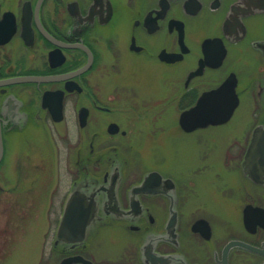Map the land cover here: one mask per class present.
Returning a JSON list of instances; mask_svg holds the SVG:
<instances>
[{
	"label": "flooded vegetation",
	"instance_id": "flooded-vegetation-1",
	"mask_svg": "<svg viewBox=\"0 0 264 264\" xmlns=\"http://www.w3.org/2000/svg\"><path fill=\"white\" fill-rule=\"evenodd\" d=\"M6 13L14 33L0 45V173L12 137L14 146L28 147L23 157L32 172L25 180L58 196L62 177L53 170L38 176L53 165L32 158L44 147L51 162L73 154L52 244L55 264H264V0H0V20ZM190 31L198 54L187 43ZM208 41L216 43L205 47ZM232 56L237 68L220 77ZM188 58L195 66L179 84L176 67ZM232 75L238 105L228 122L244 108L247 142L222 166L240 185L219 181L223 171L210 173L219 187L236 189L222 202L238 216L240 232L231 222L225 231L215 206L194 196L204 165L182 181L160 157L143 165L132 155L133 163L122 148L138 137L145 111L150 119L152 108L176 105L178 89L183 112ZM28 78L38 80L20 81ZM243 192L262 201L242 203ZM248 206L257 210L249 227ZM232 242L257 250L228 248Z\"/></svg>",
	"mask_w": 264,
	"mask_h": 264
},
{
	"label": "rangeland",
	"instance_id": "rangeland-1",
	"mask_svg": "<svg viewBox=\"0 0 264 264\" xmlns=\"http://www.w3.org/2000/svg\"><path fill=\"white\" fill-rule=\"evenodd\" d=\"M186 39L194 54H198V42L191 31ZM192 66H195L194 58H188L185 63L177 65L176 75L179 84L185 71ZM236 68L235 57H229L225 68L221 70L219 75L223 77L227 70ZM180 92L181 89H178V100L174 107H164L160 104V106L151 109L153 114L150 119H147L149 115L145 111V121L139 126L138 137L124 141L122 148L126 151L130 150L131 158L132 155L133 157L136 155L137 159L135 160L137 162L141 157L139 163L143 165L154 164V160L160 157L161 160H164L167 168L170 166L182 181L191 176V170H197V166L204 165L203 170L206 173L203 174L206 175L202 174V177L197 176L195 178L198 182L194 196L211 206H215V208H211V212L220 214V224L225 231L233 229L227 226L229 225L228 222H231L235 231L240 232L238 216H231L232 210L228 209V205H224L222 202L224 197L234 196L233 192L236 189L221 188L219 181L229 179V181L240 185L238 174L230 178L229 176L232 175L227 174L222 165L232 158L231 150L242 151L245 148L247 141L241 137L242 129L246 126L242 120L246 115L244 108L238 111L227 124L210 126L186 133L178 125V119L183 110L179 97ZM251 100V97L246 98L245 104L249 105ZM67 142L69 141H65V143ZM5 145L7 156L0 173L6 179V182L1 180V184L5 188L0 194V264H55L58 257L52 250V244L55 238L54 233L61 202L69 190V180L66 175H68L69 170L73 169V154L65 151L62 156H59L60 158L58 157V160L54 155L51 162L48 160L49 149L46 150L47 148L44 147L43 151L35 152L34 158H32L35 164L53 165L49 170L41 169L43 173L38 174V176L46 177L53 170L54 175L62 177L61 186L63 187L60 189L59 197L57 192L56 194L53 193L54 190L52 192L50 190L49 195L46 196L44 190H41L42 187H38L40 185L33 187L34 185L29 179L25 180L24 175L32 172L28 169L29 164L25 162L23 157L28 150L25 148L28 147L24 145L14 146L12 137L7 138ZM20 148L24 149L20 150ZM85 149L87 150V148ZM13 150H16V153ZM40 155L44 156L45 162L43 157L42 162L40 161ZM132 159L134 163V158ZM217 170L224 172L223 180L215 181V175L210 173L213 171L215 174ZM26 171L31 172L26 173ZM20 172L23 178L18 183ZM246 195L247 193H241L240 202L243 203L247 199L255 202L262 201L258 193L252 198L246 197ZM52 196H55L54 201L50 200ZM49 229L50 232L45 237V233Z\"/></svg>",
	"mask_w": 264,
	"mask_h": 264
},
{
	"label": "water",
	"instance_id": "water-1",
	"mask_svg": "<svg viewBox=\"0 0 264 264\" xmlns=\"http://www.w3.org/2000/svg\"><path fill=\"white\" fill-rule=\"evenodd\" d=\"M14 33L12 28V16L6 13L2 20H0V45L7 43ZM183 35L181 36V40ZM216 41H208L204 46H213ZM223 50V49H222ZM226 50L222 51L220 57H218V64H220L225 57ZM179 60V56L177 61ZM204 65L201 63L199 71L203 69ZM38 79L28 78L20 81H36ZM12 84V80L8 82ZM236 78L232 75L229 79L218 89L205 93L196 106L184 111L180 115L179 124L185 132H193L198 129L207 128L209 126H218L226 123L232 117L237 105L238 96L236 94ZM62 107V104H61ZM3 156V143H2V129L0 125V161ZM72 203L75 199H72ZM257 211L252 206H248L245 210L244 222L249 227V224L253 223L251 212ZM69 217L73 215L72 207L68 209ZM84 234V233H83ZM82 234V235H83ZM244 246L250 250H257L241 242H232L228 245V248L232 246ZM76 261L75 258H69L63 261L62 264H72ZM85 262V261H84ZM85 264H89L85 262Z\"/></svg>",
	"mask_w": 264,
	"mask_h": 264
}]
</instances>
